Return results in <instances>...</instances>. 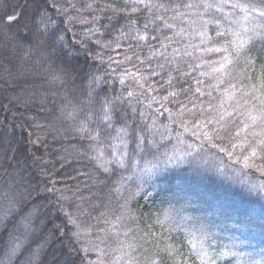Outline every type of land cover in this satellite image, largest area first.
Instances as JSON below:
<instances>
[{"label": "snow or ice", "instance_id": "snow-or-ice-1", "mask_svg": "<svg viewBox=\"0 0 264 264\" xmlns=\"http://www.w3.org/2000/svg\"><path fill=\"white\" fill-rule=\"evenodd\" d=\"M5 20L16 29L14 47L49 69L50 88L9 101L35 113L23 131L36 151L29 156L21 146L13 152L15 175H31L29 161H39L47 177L28 181V227L44 209L42 222L52 223V236L81 244V264H104L103 257L114 253L110 264H187V254L173 244L161 246L173 231L167 214L145 230L139 226L144 217L128 209L130 198L151 197L155 180L187 165L239 190L197 193L218 220L232 221L227 230L264 235V212L254 214L257 202L264 207V179H256L264 177V64L251 55L264 47V0H27ZM80 54L95 72L71 62ZM76 80L79 103L70 106L67 96L60 97L65 123L42 122L57 105V93ZM67 138L86 142L78 152L86 163L58 178L56 165L37 152ZM67 163L63 156L59 167ZM114 175L119 187L110 188L105 203L96 192ZM132 177L136 189L125 196L121 188ZM112 193L120 198L115 207ZM90 208H99V215ZM212 246L209 236L207 248L202 244L197 252L200 264H218L227 255ZM21 247L14 243L9 258Z\"/></svg>", "mask_w": 264, "mask_h": 264}, {"label": "trees", "instance_id": "trees-1", "mask_svg": "<svg viewBox=\"0 0 264 264\" xmlns=\"http://www.w3.org/2000/svg\"><path fill=\"white\" fill-rule=\"evenodd\" d=\"M26 3L27 0H0V264H81V257L84 255L79 251L81 244L69 239L68 235L58 238L52 236V223L42 222L44 209L32 218L31 227H28L29 221L26 217L33 203L26 191L30 187L28 181L33 176L42 182L47 179L40 174V162L29 161L31 175L22 173V180L15 175L18 166L12 160L13 152L18 151L21 146L29 150V156L31 152L36 151V147L25 139L26 131H23L24 122L35 113L24 107H13L9 101L16 96L26 98L33 91L50 88L46 79L48 65L37 64L31 57L25 58L22 50L14 47L10 39L16 29L7 24L5 17L18 6L23 8ZM26 11L31 15L33 8L29 7ZM262 53L264 47L257 48L251 53L258 66L264 64ZM70 60L85 73L96 71V68L92 67V62L85 65L83 54L70 57ZM52 67L56 68L57 65L53 64ZM5 79L11 80L12 83L5 84ZM63 96H67L70 106L79 103L82 98L80 81L76 80L74 84L69 82L65 89L57 93V105L49 106L52 110L44 114L47 116V121L42 122H48L57 128L65 123L60 111V106L66 103L60 99ZM85 143L72 138L62 139L59 142H51L47 150L41 147L37 155L46 154L49 163L56 165L52 168V172L59 178L60 173H71L74 168H80L86 163L78 156V152L83 151L82 145ZM63 156L68 157L69 163L61 168L59 160ZM9 163H13L14 167H9ZM118 179L119 175L112 176L111 179L105 180L97 191L98 196L103 198L105 203L108 202L107 195L110 188L119 187L116 183ZM256 179H264V177H259L257 174ZM154 183L155 188L152 189L151 197L141 196L134 203H130L129 208L133 217H144L139 226L145 230H149L148 226L154 223L157 216L162 218L164 214L169 216V225L173 227V231L167 241L160 242L161 246L164 243L173 244L181 253L187 254L182 257L187 260V264H200L197 252L202 244L207 248V238L210 236L213 245L210 251L227 253L218 260V264H252L253 261L264 264V235L258 230L245 235H241L237 229L227 230L226 225L230 226L232 221L218 220L212 214L211 208L202 206L197 195L200 190L235 193L239 191L238 189L226 183L222 184L212 175L198 176L187 167L171 169ZM121 192L127 196L130 189L125 186V190L122 187ZM112 196V205L115 207L116 201L120 198L116 197L115 193H112ZM89 210L93 215H99V208ZM177 211L179 214H176ZM262 212L264 207L257 202L254 206V214L258 217ZM61 221L62 217L55 222L59 224ZM158 228L159 226H156L151 230L156 231ZM95 231L93 229V235ZM164 235L169 234L165 231ZM46 237L47 243H45ZM17 242L22 243V247L15 256L9 258L8 252ZM84 242L82 241L87 246Z\"/></svg>", "mask_w": 264, "mask_h": 264}, {"label": "rangeland", "instance_id": "rangeland-1", "mask_svg": "<svg viewBox=\"0 0 264 264\" xmlns=\"http://www.w3.org/2000/svg\"><path fill=\"white\" fill-rule=\"evenodd\" d=\"M169 147H171V145L169 144L168 145ZM189 168L187 165H185V166H182V167H180V168ZM174 169H176V168H174ZM127 175V174H126ZM125 186H127L129 189H130V192H134L135 191V189H136V178L135 177H132L130 180H127V181H125V185H124V190H125ZM96 195L98 196V193L96 192ZM142 195H136L135 197H132V198H130L129 200H128V209H129V211H130V213L132 212V210L129 208V205H130V203L132 204V203H134L139 197H141ZM176 214H179V211H177L176 212ZM172 221V220H171ZM172 223L174 224V222L172 221ZM94 234H95V232H94ZM88 239L89 238H84V239H82V241L84 242H86V244H87V242H88ZM90 239L91 240H93V241H95V239H96V235H93V236H91L90 237ZM84 242V243H85ZM102 247H104V245H102ZM116 255H119V253H114L113 255H111V256H109V255H106V256H104L103 257V260H104V264H110V262L114 259V257L116 256ZM89 257H90V260H92V261H96V259H97V257L94 255V254H89Z\"/></svg>", "mask_w": 264, "mask_h": 264}]
</instances>
